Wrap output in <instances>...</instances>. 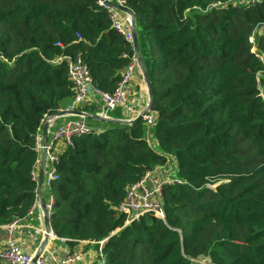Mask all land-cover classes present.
<instances>
[{
  "label": "trees",
  "instance_id": "16d2710c",
  "mask_svg": "<svg viewBox=\"0 0 264 264\" xmlns=\"http://www.w3.org/2000/svg\"><path fill=\"white\" fill-rule=\"evenodd\" d=\"M121 2L136 18L155 123L74 117L90 131L59 153L54 233L72 250L109 237L104 264H264V0ZM133 55L100 0H0V227L36 198V137L76 94L69 58L113 92ZM77 109L98 114L100 101ZM171 159L185 183L164 188V218L122 227L129 186Z\"/></svg>",
  "mask_w": 264,
  "mask_h": 264
},
{
  "label": "built area",
  "instance_id": "2783aa9c",
  "mask_svg": "<svg viewBox=\"0 0 264 264\" xmlns=\"http://www.w3.org/2000/svg\"><path fill=\"white\" fill-rule=\"evenodd\" d=\"M122 5L121 0H110ZM247 3H254L257 0H241ZM100 4L108 11L112 21V27L120 32L132 44L134 55L130 62L123 70L122 77L116 85L113 92H105L97 89L92 84L89 68L81 57L76 59L69 58V77L74 83L75 98L72 104L62 111H73L78 108L80 104L87 103L90 99L97 98L100 101V109L98 115L104 118H113L111 112L117 108L124 109L129 118L134 119L141 112L137 111L134 100L133 78L139 70L137 57L134 48V34L132 18L129 14L122 10L111 7L100 0ZM222 5L221 1L215 2L207 9L218 7ZM206 9V10H207ZM264 29V25L262 27ZM250 41L254 42V36L250 37ZM255 45H253L254 47ZM253 50V48H252ZM255 51V49L253 50ZM133 115V116H132ZM149 126L155 123V116L152 113H147L144 117ZM49 121V127L53 124L50 116H45L43 125ZM90 131L89 126L83 119L68 120L56 126L51 132V141L45 144L42 132L36 137V152L39 155L46 151V156L52 163L51 170L46 179V186L50 189L53 185V180L56 172V162L60 152H56L57 143H62L63 148L73 145L74 138L87 134ZM63 150V149H61ZM59 150V151H61ZM38 161V160H37ZM177 164L175 159L169 160L163 166L148 170L135 183L129 186L125 199L118 205L117 210L120 214L125 215V222L122 227L130 225L133 221L139 220L147 214H153L157 217L164 218L165 212L163 207V192L167 185L185 183L176 174ZM35 177V176H34ZM53 195L49 197L45 208L48 216L53 213ZM40 205L39 189H36V198L28 211V215H32L36 207ZM26 218V217H25ZM22 219H16L13 222L4 226L6 238L3 245H0V264H76L83 260V251L81 249L69 251L66 254L59 256L56 254L49 255V262L45 251L38 250L37 252H26L20 248L17 240V230L22 226ZM121 227L117 228L111 233L114 235ZM50 237L57 238L55 233H51ZM100 248L98 249L99 264L105 263V256L102 252L103 240L100 241Z\"/></svg>",
  "mask_w": 264,
  "mask_h": 264
},
{
  "label": "crops",
  "instance_id": "0c3cea01",
  "mask_svg": "<svg viewBox=\"0 0 264 264\" xmlns=\"http://www.w3.org/2000/svg\"><path fill=\"white\" fill-rule=\"evenodd\" d=\"M133 87H134V100L136 104V109L137 111L142 112L148 103L149 100V95H148V90L147 86L145 84V81L143 79L142 73L140 72V69L138 70L137 74L133 78ZM97 102L99 100L97 98H94ZM118 111L119 114H113V112ZM111 112V116L115 119H126L129 118L130 116L127 115L124 111V109L119 108L118 110H114ZM77 115L73 114H64L57 116L53 119V124L48 127L47 130V141H51V132L52 130L68 121L75 119L74 117ZM133 116V115H132ZM84 118V117H82ZM42 125V130H43ZM41 130V132H42ZM43 135V132H42ZM56 146V152H61L63 149V146L59 147V143L55 144ZM61 150V151H59ZM52 163L49 160V158L44 155V151L39 155L38 161L34 167V176L35 179L37 180V183L39 182V179H43V183L41 186L38 184V189H39V199H40V205L35 208L34 213L32 215L26 216L22 220V226L17 230V240L20 245V248L26 252H37L38 250L44 249L45 255L47 256L48 262L49 260V255L50 254H56L59 256H62L66 254L69 251H74L81 249L83 251V260L79 263L76 264H99V254H98V249H96L93 246V243L83 246L84 242L81 244L77 245L73 250L70 249L67 245L64 244L63 239H58V238H52L49 236V238L46 241V244L42 246L44 240H45V214L43 210V204H47L48 202V192L49 188L46 186V179L49 175V172L51 170ZM53 230V229H52ZM6 238V233H5V228L4 226L0 227V245H3L5 242Z\"/></svg>",
  "mask_w": 264,
  "mask_h": 264
},
{
  "label": "water",
  "instance_id": "95a60500",
  "mask_svg": "<svg viewBox=\"0 0 264 264\" xmlns=\"http://www.w3.org/2000/svg\"><path fill=\"white\" fill-rule=\"evenodd\" d=\"M104 1L105 4L111 6V7H116L120 10H122L124 13L126 14H129L132 18V24H133V34H134V41H133V44H134V48H135V53H136V57H137V62H138V66H139V69H140V72L142 73V76H143V79L145 81V84L147 86V90H148V95H149V100H148V103H147V106L146 108L137 116L135 117L134 119H115V118H104L98 114H89L87 112H84V111H81V110H73V111H60L56 114H53V115H50V119H54L55 117L57 116H60V115H64V114H73V115H77V116H80V117H90V116H94L95 118H98V119H109V120H116V121H120V122H127V123H133L141 118H143L147 113L151 112L152 110V101H153V87H152V83L150 81V78H149V74L146 70V67H145V63H144V60H143V57L141 56V53H140V47H139V37H138V31H137V26H136V18L134 16V14L128 10H126L125 8H123L122 5L120 4H117L113 1H110V0H102ZM48 127H49V121H46L44 123V126H43V140H44V143L46 144L47 143V130H48ZM44 155H46V151H44ZM43 183V179L40 178L39 179V186H41V184ZM43 204V210H44V214H45V240L42 244V246H44L46 244V241L47 239L49 238L50 234L51 233H54L53 230H52V227H51V224H50V220H49V216H48V213H47V210L45 208V204L42 202ZM109 240V237H106L103 239V244H105L107 241ZM43 250V247L42 249Z\"/></svg>",
  "mask_w": 264,
  "mask_h": 264
},
{
  "label": "rangeland",
  "instance_id": "374dc122",
  "mask_svg": "<svg viewBox=\"0 0 264 264\" xmlns=\"http://www.w3.org/2000/svg\"><path fill=\"white\" fill-rule=\"evenodd\" d=\"M256 49V46L253 47V50ZM62 147V143H59V147ZM177 164V163H176ZM214 187V185H212Z\"/></svg>",
  "mask_w": 264,
  "mask_h": 264
},
{
  "label": "bare ground",
  "instance_id": "6f19581e",
  "mask_svg": "<svg viewBox=\"0 0 264 264\" xmlns=\"http://www.w3.org/2000/svg\"><path fill=\"white\" fill-rule=\"evenodd\" d=\"M93 99V98H92ZM54 232V231H53Z\"/></svg>",
  "mask_w": 264,
  "mask_h": 264
}]
</instances>
